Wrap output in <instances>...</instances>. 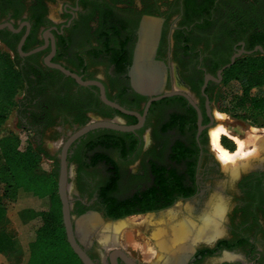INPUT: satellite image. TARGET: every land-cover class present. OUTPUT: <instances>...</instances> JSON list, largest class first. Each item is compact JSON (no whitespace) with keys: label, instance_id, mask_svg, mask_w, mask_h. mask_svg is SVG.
<instances>
[{"label":"flooded vegetation","instance_id":"obj_1","mask_svg":"<svg viewBox=\"0 0 264 264\" xmlns=\"http://www.w3.org/2000/svg\"><path fill=\"white\" fill-rule=\"evenodd\" d=\"M146 17L160 21L158 39L154 27L147 49L156 45L155 60L166 70L165 90L181 86L196 106L174 95L154 101L145 115L151 96L138 90L133 68L148 34ZM0 43L26 80L17 99V126L59 169L62 148L59 155L52 148L81 127L96 119H122L129 126L141 120L106 104L99 86L79 84L53 64L100 82L109 100L144 116L134 131L99 128L70 146L73 217L89 211L116 220L158 217L178 213L179 205L188 202L179 213L199 226L207 204L221 197L227 206L220 221L224 233L179 253L181 264H264V166L233 182L226 164L213 156L209 138L215 124L213 97L227 65L242 51L236 61L264 54V0H0ZM229 189L234 205L227 198ZM77 239L96 264H112L117 249L137 264H158L155 248L148 261L135 248L106 251L96 238ZM237 246L245 253L213 259ZM168 258L164 254L161 261L167 264Z\"/></svg>","mask_w":264,"mask_h":264},{"label":"trees","instance_id":"obj_2","mask_svg":"<svg viewBox=\"0 0 264 264\" xmlns=\"http://www.w3.org/2000/svg\"><path fill=\"white\" fill-rule=\"evenodd\" d=\"M230 61L228 60L227 63ZM238 81L237 93H215L217 108L234 118L264 128V54L239 58L224 72L223 85ZM26 80L11 52L0 43V253L17 251L18 229L8 215V202L20 191L33 193L42 201L43 224L29 246V253L20 258L21 264H82L72 250L63 225L62 203L58 194L59 170L39 172L44 152L30 140L23 148L20 137L4 130L18 108V97ZM3 189V190H2ZM122 215L120 217H125Z\"/></svg>","mask_w":264,"mask_h":264},{"label":"rangeland","instance_id":"obj_3","mask_svg":"<svg viewBox=\"0 0 264 264\" xmlns=\"http://www.w3.org/2000/svg\"><path fill=\"white\" fill-rule=\"evenodd\" d=\"M155 24H156V26H155L156 30H158L160 28L159 27L160 21L158 19L155 20ZM157 32L160 34V30H158ZM157 39H158V37H157ZM151 46H152V44L149 47H151ZM138 48H140V47H138ZM239 91H240V86L238 85V81H232L231 83H229L227 85L222 84L219 87L217 92L219 95L220 93L231 94V93H237ZM218 95L215 98V101L213 103L215 124L212 128L217 127L218 125L219 126L224 125V128H226L229 131V133H231L233 136H236V137H238L241 140H244L246 142V146L248 145L247 148L245 146L246 151L254 150L255 149V140L259 137L263 138L264 128L253 126L247 120L234 118L227 113L221 112L217 108V106H218V103H217L218 102ZM218 116L219 117L222 116V117L219 118ZM17 125H18V121H17V118L15 116V112H14L13 116L10 118V120L5 125L4 130L12 131V132L16 133L20 137L21 141H22V138H24V137H28V139H29V137H30L29 132H27L23 129H20ZM210 130H209L210 148L212 150L213 156L218 157L217 152L214 149V146L212 145ZM59 140H61V137L59 138ZM262 140L263 139H260V142ZM221 145L230 152H236L238 150V145H237L236 141L227 135L222 136ZM26 146H27V144L23 145V148H25ZM52 152L55 155H59V154H57V152H59V148L56 149L53 147ZM0 159H1V150H0ZM54 169L59 170V168L56 165H54L53 162H51L47 158H43V160L40 164V167H39V172L50 173ZM68 185H69V196H72L73 182H69ZM214 192L218 193L219 191L216 189ZM214 192H212L211 196L214 194ZM233 195H234L233 189H229L227 192V198L230 199L231 205H234V198H233L234 196ZM211 196L208 195L204 202L207 203L210 200L209 197H211ZM213 201H214V199H213ZM188 205H189L188 202L184 206L179 205L178 210L184 211V208H187ZM7 207H8V215H9L10 219L12 220V222H14V224L16 225L18 232H19V236L17 239V248H16L17 251L14 254L0 253V264H21L20 258L22 256L28 255L29 246L34 241V239L36 237V231L43 224V217L40 215V211H42V208H43L42 207V201L40 198L35 196L33 193L20 191L18 193L17 198L14 201L8 202ZM203 207H204V205H203ZM172 209H174V208H170L169 210H172ZM176 209H177V207H176ZM160 214H162V213H160ZM145 219H149V221H147ZM105 220L107 222L104 225H102V227L105 226L106 224H111L112 222H113V224L117 223V222H119L118 220H121V221L129 220V221H131L130 222L131 226H129V227H130V229L133 230L135 237L137 239L143 241L146 245H149V246L155 248V250L157 251V254L155 257L156 260H158L157 263L158 264H164V262L161 261V257L163 256V254L161 253V250L157 247L158 245L155 241L153 234H154V231L156 230V228L158 226V223L159 224H162V223L165 224L166 222L168 224L171 223V219H169L168 215H166V212L163 213L162 215L158 216V217L153 215V214H149L147 216H138V215L129 216V217H125V218L118 219V220L105 218ZM167 223H166V225H168ZM102 227H100L99 229L102 230ZM119 242H120L119 243L120 247L124 248L125 250H129V251L131 250V251L135 252L134 248L125 242V239L122 237L121 234L119 236ZM226 253H229L233 256H240L242 253H245V251L241 247L237 246V247H233L231 250H224V253L220 252L219 254H216L215 256H213V259L214 260L216 258L221 259L225 256ZM222 254H223V256H222ZM164 261L166 263V260H164Z\"/></svg>","mask_w":264,"mask_h":264},{"label":"water","instance_id":"obj_4","mask_svg":"<svg viewBox=\"0 0 264 264\" xmlns=\"http://www.w3.org/2000/svg\"><path fill=\"white\" fill-rule=\"evenodd\" d=\"M157 20L156 18H152V17H146L144 20V23L147 21H155ZM7 26H9L11 29H13L12 25L8 24ZM157 31V30H156ZM159 33L156 32V36L154 41L157 40ZM156 45H152L149 49V51L145 52L144 54L146 55V61L151 64V66L153 67L152 72L155 75L156 73L159 74V80H156L155 78L152 77L151 73L149 75V77H147L146 75H144L142 78L151 82L154 87H144L142 88L141 85V80L139 78V52L142 49L139 48L138 52H137V56L135 59V63H134V70L136 71V77H138V81H137V87L139 91L148 94L151 96V99L148 101L146 108H145V115L148 112L151 104L154 101H159L161 99H164L166 97H171L174 95H184L186 96L190 102L194 105V101L192 100V97L183 92L181 89L182 87L177 85L172 91H166L165 90V83H166V70H165V66L162 62H158L155 60V47ZM140 47V46H139ZM243 53L240 52L239 54H236L232 60L231 63H229L227 65V67L232 66L235 62L236 59L238 57L241 56V54ZM245 53H251V52H245ZM55 68H58L59 70H61L63 73H65L68 76L73 77L79 84L82 85H97L101 88V98L102 100L116 108L117 110L127 114V115H133L138 117L141 120V123L139 125H125L122 119H118L115 121H109V120H103V119H96L94 121H92L91 123H88L87 125L81 127L80 129H78L76 132L72 133L70 135V137L67 139V141H59L56 144L57 148H62L61 149V153H60V169H59V179H58V194L62 203V216H63V225L65 227L66 230V235H67V240L72 248V250L74 251V253L77 255V257L80 259V261L82 262V264H96L95 261L89 256V254L86 252V250L82 247V245L79 243L77 236L80 238V240L84 243H86L87 241H89L91 238H96L98 240V242L102 245V247L106 250L109 251L111 248L117 247L119 246V244L117 245H113V246H106L105 243H103L102 239V234H103V230L99 229L100 227H102V225H104L107 221L105 220V218H103L101 216V214H99L96 211H89L86 214L75 218L72 216L71 213V200H70V196H69V185H68V176H69V170H68V163H67V155H68V150L70 148V146L80 137L86 135L87 133L95 130V129H99V128H107V129H114V130H119V131H134L135 129H138L139 127L142 126L143 121H144V116H141L139 113L131 111V110H127L125 108H123L122 106H120L119 104L109 100L106 96L105 93V89L103 87V85L98 82V81H85L83 80L80 76H78L77 74L67 70L65 67L61 66V65H56L53 64L52 65ZM141 68V67H140ZM138 69V70H137ZM156 70H159V72ZM155 71V72H154ZM224 70H222L219 75L220 78L222 79V73ZM208 78H213L212 76H208ZM148 85H150V83H148ZM210 104V102L208 101V105ZM200 121H201V114H200ZM213 122H215V118H213ZM212 122V124H213ZM200 128L202 129V127L200 126ZM264 166V135H263V140L261 141L259 148L253 152L252 155L248 156V158H244V159H240L239 161H237L235 164L233 163L232 166H229L227 169V173L229 174V176L231 177V180L233 182L238 181L241 179L242 174L244 173H249L251 171H254L260 167ZM216 196L212 197V200L215 198ZM220 199V198H219ZM218 200V198H217ZM89 216H96V218L98 219V223L96 226H94L93 228V232L90 236L89 239L85 240L84 238L81 237V233L79 230V225ZM74 220H75V224H76V231L74 228ZM119 222L121 220H118ZM113 224V222H112ZM216 239H214L211 242H215ZM118 257L122 258L123 261H125L127 264H137L133 259H131L125 251L121 250V249H117L116 251L111 253V261L112 264H118Z\"/></svg>","mask_w":264,"mask_h":264},{"label":"bare ground","instance_id":"obj_5","mask_svg":"<svg viewBox=\"0 0 264 264\" xmlns=\"http://www.w3.org/2000/svg\"><path fill=\"white\" fill-rule=\"evenodd\" d=\"M155 25H156L155 21H147L145 24L148 30V34L144 38L143 41L144 43L141 48L142 52L140 50L138 55L139 70H140L138 72L141 78L144 75L149 77L153 69L151 64H149L146 61V55L144 53L149 51V49L147 48L150 41L153 40L154 34L152 33L154 32ZM157 71L159 72V70H156V72ZM151 75L156 80L160 79L158 73L154 75L152 72ZM148 83H150V85H148ZM151 84H152L151 82L142 78L141 80L142 88L146 86L154 87ZM221 117L222 116H220L219 118ZM210 135H211L212 145L214 146V149L217 152L218 158L221 160L220 162L226 164L227 167L232 166L233 163L235 164L240 159L248 158V156L252 155L253 152H255L259 148V145L261 143L260 139H263L262 137L260 138L258 136L259 138L255 140V149L252 151L251 150L246 151V148L248 146V145L246 146V142L229 133V131L226 128H224V125L223 126L218 125L217 127L212 128L210 130ZM223 135H227L236 141L238 145V150L236 152H230L221 145V138ZM207 205H208L207 209L206 210L203 209L204 211L201 213L202 215L201 221H203V223L199 226L190 217H188V215L181 216L179 213L180 210L178 211V213L177 212L172 213L171 211L169 214H166L169 215L168 217L169 219H171V223L168 224L166 222L168 225H166V223L165 224L158 223V226L154 231L153 236L158 245L157 247L161 250V253L163 255L169 254L167 264H181L182 262L179 260L180 258V255H178L179 253H182L185 250L188 251L189 249H192L194 244L197 242L199 243L200 241L211 242L214 239L218 238L222 233H224L222 232L223 230L220 221L223 220L225 215V210L227 207L226 201L222 200L221 198ZM183 218H185V220ZM145 220L149 221V219H145ZM130 222L131 221L129 220L126 221L123 220L114 224L112 223L106 224L105 226L102 227L103 234L101 240L103 241V243L106 244V246L117 245L120 243L119 236L121 234L128 245L132 246L135 249H138L143 254L144 258L147 259L148 261H153L154 256H152V253L154 254L155 250L153 249V247L146 245L143 241L135 237L133 230L130 229L129 227L131 226ZM97 223H98V219L96 218V216L87 217L79 225L81 237L84 238L85 240L89 239L93 232V228L94 226L97 225ZM223 258H225V260L232 259L233 255L226 253Z\"/></svg>","mask_w":264,"mask_h":264},{"label":"built area","instance_id":"obj_6","mask_svg":"<svg viewBox=\"0 0 264 264\" xmlns=\"http://www.w3.org/2000/svg\"><path fill=\"white\" fill-rule=\"evenodd\" d=\"M28 141H29L28 137L22 138V146L26 145L28 143Z\"/></svg>","mask_w":264,"mask_h":264}]
</instances>
